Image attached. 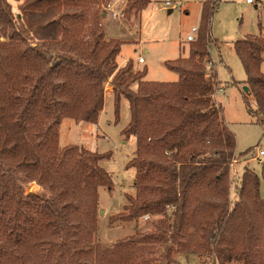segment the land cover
<instances>
[{"label":"trees","instance_id":"1","mask_svg":"<svg viewBox=\"0 0 264 264\" xmlns=\"http://www.w3.org/2000/svg\"><path fill=\"white\" fill-rule=\"evenodd\" d=\"M220 2H202L188 56L166 63L179 76L168 83L147 81V69L136 70L133 60L119 66L122 45L105 40L99 0H26L20 6L24 17L49 10L56 17L0 40V264H176L179 254L211 264H264L259 176L245 168L231 197L237 139L215 100L225 88L211 52L219 48L212 24ZM150 3L130 0L125 15ZM0 19L15 25L7 0H0ZM50 24L60 40L38 36ZM234 48L256 104L248 103V111L264 126V37L249 36ZM107 84L116 121L121 100L130 104L122 135L137 139L128 165L136 170V195L110 221L165 220L102 251L95 245L99 189H112L113 181L100 162L111 154L60 147V127L66 118L96 125ZM23 180L37 182L49 199L26 195ZM40 187L33 183L30 191L41 194Z\"/></svg>","mask_w":264,"mask_h":264},{"label":"rangeland","instance_id":"2","mask_svg":"<svg viewBox=\"0 0 264 264\" xmlns=\"http://www.w3.org/2000/svg\"><path fill=\"white\" fill-rule=\"evenodd\" d=\"M25 1L7 0L11 5L16 26L11 27L0 19V40L10 38L15 30H20L24 25L32 28L37 23L49 24L55 19V10L30 13L24 17L20 6ZM168 1L175 4L178 0H151L141 14L133 11L129 16L125 15L129 2L123 8L119 3L115 7L121 12L119 17H114L108 8L117 4V0H99L95 7L105 31V40L122 45L117 58L118 64L125 60H133L136 70L147 69L146 80L151 82L168 83L179 80L178 74L169 71L166 63L175 61L183 55L180 54L181 44L186 46L185 55H188L187 37L193 34V28H199L200 6L203 0H179L182 4L174 9L165 8ZM254 1L255 3L248 4L247 0H221L212 24V34L218 41L219 48L213 45L212 57L217 64L219 81L225 88L223 92H218L219 103L224 109V118L237 139L236 160L232 163L233 168L232 166L230 168L231 197L235 198L239 178L245 168H249L260 178V192L264 200V156L259 160L255 158L260 150L264 151V126L257 124L256 119L248 111V103L253 109L256 108V104L253 97L242 87L247 75L234 48L235 42L249 36L264 37V0ZM170 9L173 10L172 13L169 12ZM38 36L46 41L62 38L52 24L46 29H41ZM141 56L147 63L139 67L136 62ZM261 71L264 74V63ZM105 91V108L96 125L77 124L74 120L66 118L60 127V147L77 145L99 154H111L109 158L100 162V166L112 176L113 181L112 189L107 187L99 189L95 245L102 251L112 249L115 244L139 232L155 230L158 224L165 220L164 216H145L132 222L110 221L111 217L124 211L128 205V196L136 195L134 187L136 170L129 168L128 165L136 152L137 139L134 136L125 139L122 135L131 121L129 101L126 98L121 100L120 118L116 121L112 86L107 84ZM248 150L250 152L242 156V153ZM33 183L40 187L37 182L22 181L26 195L31 194L30 188ZM40 188L41 194H32L48 200L49 193ZM170 214L171 210L168 212V215ZM176 258V264H211L205 261L206 258L192 254H179ZM152 264H160V261Z\"/></svg>","mask_w":264,"mask_h":264},{"label":"built area","instance_id":"3","mask_svg":"<svg viewBox=\"0 0 264 264\" xmlns=\"http://www.w3.org/2000/svg\"><path fill=\"white\" fill-rule=\"evenodd\" d=\"M130 0H125V4H127L128 2H129ZM247 2L248 3H255V1L254 0H247ZM181 5V3L180 2H178V1H176L175 2V4H172V2L171 1H168V2H166L165 3V8H178L179 6ZM109 8V12H111L112 14H113V16L114 17H119V16H121V12L120 11H114V10H111V6H109L108 7ZM107 8V9H108ZM193 33H194V35H190V36H188L187 37V41L188 42H193V41H195L196 40V36H197V34H198V29L197 28H194L193 29ZM138 63L139 64H144L145 63V59H144V57L143 56H141V57H139V59H138ZM224 90L222 89V90H220L219 92H223ZM262 156H264V151H262V150H260L258 153H257V155H256V159H261V157ZM232 166V168H233V166H234V164H232L231 165Z\"/></svg>","mask_w":264,"mask_h":264},{"label":"crops","instance_id":"4","mask_svg":"<svg viewBox=\"0 0 264 264\" xmlns=\"http://www.w3.org/2000/svg\"><path fill=\"white\" fill-rule=\"evenodd\" d=\"M204 1V0H203ZM202 1V2H203ZM178 2H180L181 4H182V2L181 1H179L178 0ZM202 2H201V6H200V15H201V10H202ZM120 3V5L119 6H121L122 8L125 6V0H117V4H114L113 6L111 5V10H114V11H119V8L117 7V8H115L116 7V5H118ZM248 4H252V3H248ZM143 12V11H142ZM188 12V11H187ZM140 14H141V12H140ZM188 14V13H187ZM200 18H201V16H200ZM200 18H199V23H200ZM199 25V24H198ZM196 28V27H195ZM194 29V28H193ZM198 29V28H197ZM192 32H193V30H192ZM190 35H194V33L193 34H190ZM189 35V36H190ZM197 37V36H196ZM184 47L185 48V51L184 52H181V47ZM189 46V45H188ZM185 52H186V46L184 45V44H181L180 45V54L182 55H184L185 57L186 56H188V55H185ZM212 52V51H211ZM126 61L127 60H125L124 62H119V65L120 66H123L125 63H126ZM117 62H118V59H117ZM136 62V61H135ZM213 62L214 63H216V61H215V59L213 58ZM138 65H139V67H141V66H143V65H145L146 63H147V61L145 60V63L144 64H139L138 62H136ZM218 72V71H217ZM219 78V77H218ZM243 88L245 87L244 85L242 86ZM133 89L134 90H137V85L136 86H134L133 87ZM215 100H216V102L221 106V104L219 103V97H218V93L216 94V98H215Z\"/></svg>","mask_w":264,"mask_h":264},{"label":"water","instance_id":"5","mask_svg":"<svg viewBox=\"0 0 264 264\" xmlns=\"http://www.w3.org/2000/svg\"><path fill=\"white\" fill-rule=\"evenodd\" d=\"M169 12H170V13H172V12H173V10H172V9H170V10H169ZM244 91H245L247 94H250V89H249V87H248V86H245V87H244ZM32 193H34V191H31V194H32Z\"/></svg>","mask_w":264,"mask_h":264}]
</instances>
